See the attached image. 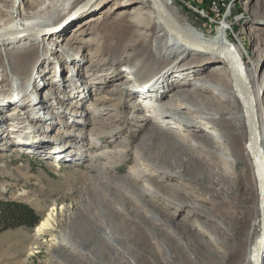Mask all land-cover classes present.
<instances>
[{
  "label": "bare ground",
  "instance_id": "6f19581e",
  "mask_svg": "<svg viewBox=\"0 0 264 264\" xmlns=\"http://www.w3.org/2000/svg\"><path fill=\"white\" fill-rule=\"evenodd\" d=\"M11 1L0 0V56H7L0 65L22 75L27 52L38 62L34 50L40 47L44 56L57 54L62 61L51 76L61 73L68 82L75 70L87 81L75 85L83 88L79 97L89 87L97 91L82 103L83 124L75 119L70 125L77 134L49 138L52 146L41 157L54 160L59 172L53 185L38 188L51 199L41 206L34 230L39 239L52 240L46 245L18 235L9 255L0 251V264H23L26 255L46 249L47 264H264V0L241 4L247 16L237 41L226 24L205 35L173 12L169 0H41L40 6L15 0L16 14L4 18ZM103 2L114 7L97 20L100 35L81 31L84 21L68 26L89 12L96 19L92 13ZM57 11L60 16L47 18ZM68 28L74 32L59 34ZM113 40L123 43L129 69L107 64ZM137 72L149 83L141 80V90H152L145 99L132 91ZM8 97L14 105L19 101ZM54 97L58 105L42 101L33 108L48 107L72 121L59 110L66 103ZM127 100L141 109L130 108L124 122ZM56 125L53 130L61 128ZM8 131L5 137L12 138ZM0 176L23 187L31 180L6 164H0Z\"/></svg>",
  "mask_w": 264,
  "mask_h": 264
},
{
  "label": "rangeland",
  "instance_id": "374dc122",
  "mask_svg": "<svg viewBox=\"0 0 264 264\" xmlns=\"http://www.w3.org/2000/svg\"><path fill=\"white\" fill-rule=\"evenodd\" d=\"M245 1L247 0H169L173 12H175L179 16L185 17L188 20L194 22L197 25L198 29L201 30V32L204 33L205 35L207 36L215 35V33L217 31L219 32L222 26L226 24V26H228L227 27L228 35L236 41L241 36L240 28L243 24L245 17L247 16L246 12L243 10L241 6V4L244 3ZM14 2L15 0L11 1V5H9L10 7L9 14L4 16V18L11 17L14 14H16L14 10L15 8ZM41 3H42L41 0H37L36 5L40 6ZM63 7L65 9L66 6L63 5ZM113 7L114 6L110 7L109 3H104V2L102 4L99 3L97 6V10L92 13L93 14L92 16L96 17V19L90 20V12H89L87 13L89 15L84 14L86 17L83 18H81L82 15L80 18L77 17L68 26L73 27L77 22L84 21V23L82 24L83 29H81V31L88 32V34L94 36L100 35L102 31L100 29L101 27L98 25L99 21L97 20H102V17H104L105 14L109 13L110 10L113 9ZM59 12L60 11H57L56 13L52 12L49 15H47V18L49 19L57 18L58 16L61 15V14L58 15ZM206 31H209L210 33H207ZM61 32L62 33L59 34L65 35L66 33L74 32V30L72 28H68V30L66 29ZM56 34H58V32L55 33L54 35ZM244 35L246 38L245 48L248 50V52H250L252 50V44L250 42L248 35L247 34ZM78 36H80L79 33ZM207 36H204V38L207 39ZM68 37H69L68 39L72 38L69 35ZM113 41H114L112 43L113 45L110 46L109 49H107L108 51L106 50L105 56L110 57L107 64L113 68L115 62L117 61L118 65L116 68L121 70H123L124 68L129 69V67L126 66L127 61H125L128 55H126L125 52L122 51L123 43L118 42L117 40H113ZM205 43L206 42L204 43L202 42L201 45H203L204 47ZM49 46H52L53 49L59 48L54 44H50V43ZM134 48L136 50H139L137 47ZM188 48H193V47L189 46ZM19 50L21 49L19 48ZM36 51L40 52L41 56H44L43 53L45 54L46 52L45 49L40 47H37L34 50V52ZM83 53L84 52H82V54ZM40 54L36 58L38 62H33L34 58L30 55V51L27 52L26 56L24 57L27 61L20 63L21 64L20 69L22 70V72H18L22 75L17 76V72H14L15 69L12 68L10 65H7L5 67L0 65V153L4 155V157L0 158V164L2 165L6 164L10 166L12 169L19 167V169H21L22 174L31 177L30 183L25 187H23L21 183L15 184L16 182H14L13 180L9 178L3 179L2 176H0V202H17L24 204L35 211L36 216L38 217V221L41 219L42 213L44 211L43 207L41 206L48 203L49 199H51L50 195L41 194L38 191V188H40V186L47 187L48 184L53 185L58 179L57 172H59V170H56L54 167H52L53 163L55 162L54 160L52 161L49 157L48 159H46V161L48 162H44L45 159L41 158L45 156L43 155V152L47 151L48 147L52 146L50 145L51 141L49 138L66 139L75 135L73 134V130L77 134L78 129L73 128V130H71L70 125L73 124V121H75V119H82V123L80 122V124H83L87 116H85V113L83 115V112H85L86 110L84 107H82L83 106L82 103L85 100L88 101L89 98L91 99V93L93 92V90L97 91V88L95 87L93 89L92 86L88 88V91H85L86 93H84L82 97H79L78 94L82 91L81 89L83 88L76 87L75 85L80 83V86H86L87 81L85 80V78H81L83 75L81 73L80 74L77 73V71L74 70L72 76L66 79L68 82L63 81L62 78L63 74L61 73H59L58 76L53 77L51 76V70H50L51 67L54 65L55 69H59L60 67L59 61L60 62L62 61L57 56V54L50 55L48 53H46L44 59L42 58V60H40L41 58ZM3 57L4 59L7 58V56L2 55L0 56V59H2ZM67 60L70 61V56L67 57ZM49 61L52 62L51 65H49L50 63ZM10 68L12 71H10ZM132 70L135 71V68H133ZM6 71L10 72L14 80L12 78H11L12 80H10V77L6 74ZM31 72L36 73L35 76L36 78L34 76H31L32 75ZM136 75L137 76H134L133 80L130 81V84L132 85V89H133L132 91L138 94L139 96H142L145 99L151 93L152 91L151 87L148 86V88L145 89V87L149 84L148 80H146L144 76L141 75V73L137 72ZM144 75L147 74L144 73ZM141 80L142 82L147 81L144 90L143 89L141 90L140 87L142 85ZM8 81L11 83V86L7 85ZM15 83H19L18 85L22 84L20 85V88L17 87L16 92L14 91L16 88H14L13 86L15 85ZM24 84L27 85L25 86ZM40 84H44L46 86L43 87V91H42L43 93H38V88ZM10 89L11 91L9 92ZM49 90H55L56 93L52 94V97L49 96V94L46 97V94L44 93ZM64 94H66L65 95L66 98L64 97L63 98L64 100H62L60 98L61 97L60 95L64 96ZM54 95L58 96L59 100L63 101L62 105L66 103V106L64 107L62 106V108H59V110H65V112H69L73 118L72 121L70 120L71 119L70 117H69L70 119H68L66 113L62 114L57 112L54 113L49 112L48 110L51 109L50 108L47 109L48 107L44 111H40V110L38 111V108L36 109L33 108L35 107L37 102L40 103L42 101H45L46 104L50 102L48 104L49 107H51L53 103L55 105H58L57 98L55 97L53 98ZM8 96L10 97L12 96L13 99L19 101H17L16 105H14L12 104L13 102H11V98L9 99ZM128 96L130 98L132 96L131 93H128ZM76 98H78L77 104H73L70 102V99H76ZM125 103L127 109L125 112V107H124V116H123L124 122H126V119H128L127 111H129L130 108L136 107L138 109L139 108L141 109L140 105L138 103L134 105L133 101L131 102L127 100ZM15 113L16 115L12 116ZM10 117L12 118V120L9 119ZM65 119L66 122L60 121ZM9 121H12L13 124H10ZM59 122L61 128H57L53 130V128H55L57 126L56 124H58ZM127 125L128 124H126V126ZM8 129L12 131L11 134V136H13L12 138L5 137V132L8 131ZM69 129L71 130L70 132H68ZM4 130L6 131L4 132ZM32 131L34 134H32ZM26 134L27 136L32 138L31 139L27 137L23 138L22 136ZM12 145H14L17 148H14L13 150H8L11 149L10 147ZM55 164L59 166V162H56ZM7 183L12 185L15 184V185H13V187L10 188L8 191H5L3 189ZM21 189L26 190L27 195L24 196L18 195ZM34 227L35 225L28 226L27 224H23L22 222L13 223V221L10 222L7 221L1 223L0 251H4L9 255L10 254L9 253L10 251L8 250L9 243H11V241L18 235L21 237L33 236L35 239L39 240L41 244L47 245V243H49L52 240V238L45 237L44 239H39L37 230H34ZM39 247L42 248L44 246L39 245ZM46 251L47 249L44 251V253H41V250H38L32 255L31 254L26 255V257L22 259L23 264H47L46 262L48 261V259H47V254L45 253Z\"/></svg>",
  "mask_w": 264,
  "mask_h": 264
},
{
  "label": "trees",
  "instance_id": "16d2710c",
  "mask_svg": "<svg viewBox=\"0 0 264 264\" xmlns=\"http://www.w3.org/2000/svg\"><path fill=\"white\" fill-rule=\"evenodd\" d=\"M7 221L22 222L28 226H33L37 223L38 217L32 208L24 204L0 202V224Z\"/></svg>",
  "mask_w": 264,
  "mask_h": 264
},
{
  "label": "water",
  "instance_id": "95a60500",
  "mask_svg": "<svg viewBox=\"0 0 264 264\" xmlns=\"http://www.w3.org/2000/svg\"><path fill=\"white\" fill-rule=\"evenodd\" d=\"M162 19H163L164 23L168 26L169 29H172L173 31L177 32V30L173 26H171L170 23L164 19V17ZM261 180H262V185H263L264 184L263 178H261Z\"/></svg>",
  "mask_w": 264,
  "mask_h": 264
}]
</instances>
